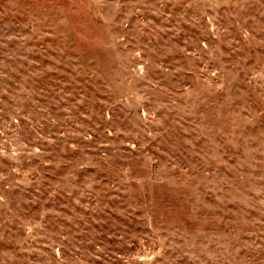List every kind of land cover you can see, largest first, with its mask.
<instances>
[{
  "label": "rangeland",
  "instance_id": "obj_1",
  "mask_svg": "<svg viewBox=\"0 0 264 264\" xmlns=\"http://www.w3.org/2000/svg\"><path fill=\"white\" fill-rule=\"evenodd\" d=\"M0 264H264V0H0Z\"/></svg>",
  "mask_w": 264,
  "mask_h": 264
}]
</instances>
